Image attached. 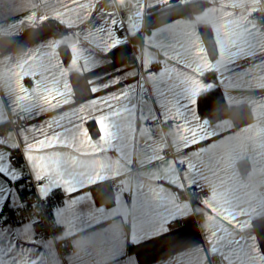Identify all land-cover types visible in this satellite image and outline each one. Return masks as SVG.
Returning a JSON list of instances; mask_svg holds the SVG:
<instances>
[{
    "label": "crops",
    "instance_id": "0c3cea01",
    "mask_svg": "<svg viewBox=\"0 0 264 264\" xmlns=\"http://www.w3.org/2000/svg\"><path fill=\"white\" fill-rule=\"evenodd\" d=\"M179 5L198 8L147 32L136 49L132 40L146 14ZM259 10L260 0H0V216L25 201L22 170L9 160L18 147L26 158L55 160L51 177L39 173L48 179L39 191L65 195L54 212L56 239L38 242L31 222L0 223V264H264L253 225L264 216V31L252 19ZM113 20L123 26L114 33L121 40L107 51ZM52 22L73 32L54 34ZM201 27L213 32L216 58ZM61 47L71 54L68 64ZM73 74L87 85L84 97L76 94ZM104 84L112 86L97 92L99 98H122L110 110L114 143L95 154L94 121L91 143L73 147V137L79 109L93 99L90 89ZM218 88L229 106L248 109L249 120L211 123L199 115L198 97ZM33 89L63 95L52 108L17 99ZM13 115L26 125L4 131ZM195 124L211 138L186 148L180 126ZM42 125L67 144L30 153ZM27 161L35 178L33 160ZM98 162L105 165L102 179L92 183ZM68 181L82 190L58 187ZM181 184L206 187L210 195L204 204L178 203L173 189ZM104 186L113 191L111 204L96 196ZM172 222L179 224L171 229ZM56 240L69 242L64 256Z\"/></svg>",
    "mask_w": 264,
    "mask_h": 264
},
{
    "label": "snow or ice",
    "instance_id": "6c2138e0",
    "mask_svg": "<svg viewBox=\"0 0 264 264\" xmlns=\"http://www.w3.org/2000/svg\"><path fill=\"white\" fill-rule=\"evenodd\" d=\"M112 24H113V28L110 29L107 34V41L110 45L107 51L117 47L121 40V37L115 35L114 33H116L118 29H123V26L121 25L117 28L116 26L117 22L115 20L112 21ZM104 38L105 37H101V39ZM113 83H119L118 78L114 80ZM110 86L112 85L110 84L97 85L90 89V91L93 94V99H91L86 105L82 106L79 109V115L76 125L79 127L80 130L78 134L75 137H73V147L76 146L77 142L83 145L85 143H91L93 141L92 132L89 129L88 125L94 121L96 130L98 132L97 135L98 143L95 144V154L110 151L107 145L110 143H114V139H115L113 133L114 125L111 122L113 118L110 114V110L114 107L113 101L122 97L112 96L111 98H108L107 96H104L103 98H99V96L96 95V93L100 92L103 88ZM60 95H63V93L61 92L56 95L50 93L40 94L38 90L33 89L32 94H28L27 90H25V94L18 96L17 99L19 101H25L34 98L40 103L41 106L52 108L56 105V102L59 99ZM191 103L193 105H196L197 100L193 99ZM193 111L197 112L196 108H194ZM105 112H108L109 114L103 117L97 115V113H105ZM60 119L62 120L64 119V117H60ZM198 119L199 116L197 115L195 117V120ZM204 123L206 124L207 122L205 121ZM48 126L51 127V123H49ZM33 131H36V129H33ZM180 131H181V140L182 142H184L186 148H192L194 144H200L202 143V141L211 138L208 132L199 124H195V126H191V127L187 125H181ZM39 132L43 133L42 138L36 141L34 147H30L29 149L30 153H42L46 151V147L56 148L58 146H64L67 144V139H62V133L49 135L45 131L43 125L40 127ZM193 155L199 156V153H193ZM27 159L33 160V166L36 172L38 173L35 176V179L37 181H40L42 179L39 173L46 172L50 177L53 175V167L55 164V160H48L39 155L36 156L29 155ZM179 163L182 165L185 164L183 160L179 161ZM185 167L188 169V172H191L194 170L195 165L189 162L185 165ZM104 168H105L104 163L98 162V172L92 183L99 182L102 179L100 172L103 171ZM188 172L185 173V180L188 181L189 187H195L196 186L195 182L189 178ZM67 184H68L67 187H64L63 185H58V187L62 188L68 194H73L75 192L82 190L81 188H76L72 186L71 181H68ZM88 186L89 185H85V187ZM178 187H180L182 190L183 185L181 184ZM177 217L178 216H175L170 220H174ZM170 220H167L165 223L169 222ZM209 243L211 244L212 240H209Z\"/></svg>",
    "mask_w": 264,
    "mask_h": 264
},
{
    "label": "built area",
    "instance_id": "2783aa9c",
    "mask_svg": "<svg viewBox=\"0 0 264 264\" xmlns=\"http://www.w3.org/2000/svg\"><path fill=\"white\" fill-rule=\"evenodd\" d=\"M252 19L258 24L260 30L264 31V0H260V10L253 14ZM1 54V52H0ZM26 125L25 119L20 115L10 117L8 123L3 128L4 131H15ZM9 160L12 166L22 170V179L25 184V201L21 205L8 206L0 216V223L22 224L31 222L35 238L38 242H43L48 238L56 239L58 226L55 222L54 212L59 208L65 199L62 190L56 189L48 195H43L39 191V185L47 183V178L37 181L30 169L24 149L18 147L10 153ZM174 197L178 203L185 200L193 201L197 204H204L210 195V190L206 187L173 189ZM179 222H172L169 227L174 229ZM57 248L62 256L70 250L68 241H57Z\"/></svg>",
    "mask_w": 264,
    "mask_h": 264
},
{
    "label": "trees",
    "instance_id": "16d2710c",
    "mask_svg": "<svg viewBox=\"0 0 264 264\" xmlns=\"http://www.w3.org/2000/svg\"><path fill=\"white\" fill-rule=\"evenodd\" d=\"M197 8H198V5L197 6L179 5L173 8L146 14L145 19H144L143 29L141 30L140 33H138L136 36L133 37L132 43L135 44L136 45L135 48L139 50L141 41L147 32L159 26L167 24L173 20H176L182 17H191L193 15L194 10ZM51 28L54 34H68V33L73 32V30L68 29L56 22L51 23ZM201 33H202V37L204 39L205 45L207 47L209 56L212 59L216 58L218 55V50H217V46L214 40V35H213L212 30L207 27H201ZM121 48L123 47H120L117 50H120ZM116 51L113 52L114 55L116 54ZM60 52L64 60V63L68 64L71 60V54L68 48L61 47ZM209 76L214 77L213 74H210ZM71 79H72L74 88L76 90L77 96L79 98L84 97L87 94L88 88L83 78L81 76L73 74ZM197 106H198L199 115L207 119L211 123H216L227 117H233L238 124L242 123L243 121L249 120L248 109L246 107L229 106L220 88L202 93L198 97ZM103 188H105L104 192H101L102 188L98 189V192H96V196L98 200L106 204L113 203V191L107 186H104ZM25 191L26 189H24V193H23L24 196L26 194ZM253 225H254V229L258 237V241L262 248V251L264 252V216L255 220Z\"/></svg>",
    "mask_w": 264,
    "mask_h": 264
}]
</instances>
